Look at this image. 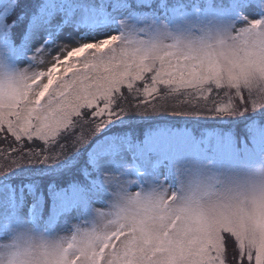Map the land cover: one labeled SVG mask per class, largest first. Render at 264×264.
Returning a JSON list of instances; mask_svg holds the SVG:
<instances>
[{
    "label": "snow or ice",
    "instance_id": "1",
    "mask_svg": "<svg viewBox=\"0 0 264 264\" xmlns=\"http://www.w3.org/2000/svg\"><path fill=\"white\" fill-rule=\"evenodd\" d=\"M21 15L36 51L23 72L0 63V175L59 163L129 114L264 110V0H19L0 21L17 42ZM109 224L78 229L64 264H264V210L144 202Z\"/></svg>",
    "mask_w": 264,
    "mask_h": 264
},
{
    "label": "rangeland",
    "instance_id": "2",
    "mask_svg": "<svg viewBox=\"0 0 264 264\" xmlns=\"http://www.w3.org/2000/svg\"><path fill=\"white\" fill-rule=\"evenodd\" d=\"M50 6L43 3L41 15ZM12 7L10 1L0 0V21L8 17ZM30 19L35 21V17ZM66 25L67 20L54 34L46 33L36 48L47 47L45 41L53 43ZM32 31L33 25L27 23L24 40L16 46L12 30L0 23V63L15 69L26 68L28 58L36 51L31 47ZM140 115L143 121L153 119L149 113ZM180 117L189 121H183L179 127L158 125L146 129L141 140L129 134L104 133L116 124L129 123L126 115L104 128L73 154L85 151L84 159L91 167L82 171L88 178L87 189L80 183L70 184L66 190L50 187L48 209L41 197H35L33 188L14 191L9 184L0 185V238H6L8 229L21 221L50 233H70L73 225L86 223L94 209L106 208L111 193L119 188L140 193L160 189L182 192L185 180L197 173L218 182L227 174L264 162V110L232 116L181 114ZM75 156L46 164L47 171L64 170L67 166L63 163L72 164Z\"/></svg>",
    "mask_w": 264,
    "mask_h": 264
},
{
    "label": "clouds",
    "instance_id": "3",
    "mask_svg": "<svg viewBox=\"0 0 264 264\" xmlns=\"http://www.w3.org/2000/svg\"><path fill=\"white\" fill-rule=\"evenodd\" d=\"M201 27L213 32L214 24L205 23ZM193 32L191 38L195 39ZM171 42L167 38L162 43ZM23 72L25 68H17ZM167 189L151 190L144 193L131 192L119 188L111 193L104 209H94L90 219L81 225H73L70 233H50L28 222L21 221L7 231L6 238H0V264H64L67 245L77 230L83 239V231L95 227L103 231L110 227L111 214L135 213L144 202H164L169 210L191 206L204 214L218 210L234 213L254 214L264 210V162L243 171L225 175L218 182L209 180L203 173L188 177L182 192H174L177 199H171ZM139 194V195H138Z\"/></svg>",
    "mask_w": 264,
    "mask_h": 264
},
{
    "label": "trees",
    "instance_id": "4",
    "mask_svg": "<svg viewBox=\"0 0 264 264\" xmlns=\"http://www.w3.org/2000/svg\"><path fill=\"white\" fill-rule=\"evenodd\" d=\"M10 4L13 5L12 12L8 15L11 16L12 13L17 9L19 0H8ZM7 17V18H8ZM17 23L23 29V34L26 29L25 17L23 15L16 18ZM23 34L20 36L19 42L16 41L13 34L11 36L14 44L20 46L24 40ZM166 114L167 118H163V115ZM130 122L122 123L120 125L116 124L114 128L106 130L105 134H115V135H130L132 138L141 140L143 133L146 129L156 127L158 125H165L170 127H179L182 122H187L189 120L181 119V114H167V112L159 113H149V119L143 121L141 118H144L139 113L126 115ZM252 117V116H251ZM195 133V132H194ZM103 134V133H102ZM31 143V142H29ZM41 143V142H37ZM75 155H71L70 157ZM85 151L82 150L78 155L73 159V163L67 165L64 170L60 172L47 171L46 164L31 163L22 167H17L14 170L9 171L6 175H0V185L9 184L14 191H17L18 188L31 187L33 188L35 197H41L44 201L45 209H48L50 199L47 194V190L51 187L56 190L59 189H68L70 184H78L84 186V189H87L88 178H85L82 175L84 169H91L87 162L84 159ZM55 166V165H53ZM52 166V167H53ZM88 177V175H87Z\"/></svg>",
    "mask_w": 264,
    "mask_h": 264
},
{
    "label": "bare ground",
    "instance_id": "5",
    "mask_svg": "<svg viewBox=\"0 0 264 264\" xmlns=\"http://www.w3.org/2000/svg\"><path fill=\"white\" fill-rule=\"evenodd\" d=\"M58 38H59V37H58ZM58 38L55 40L56 43H59V42H60Z\"/></svg>",
    "mask_w": 264,
    "mask_h": 264
}]
</instances>
